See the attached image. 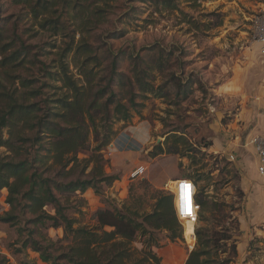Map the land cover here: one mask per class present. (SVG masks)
<instances>
[{
    "label": "rangeland",
    "instance_id": "rangeland-1",
    "mask_svg": "<svg viewBox=\"0 0 264 264\" xmlns=\"http://www.w3.org/2000/svg\"><path fill=\"white\" fill-rule=\"evenodd\" d=\"M168 1L176 6L175 10L157 4L158 0H89L84 3L85 8L103 12L84 28L82 21L73 20V12L58 4L53 14L45 17L58 25V33L54 34L49 29L37 28L29 18L24 20L28 10L23 6L0 0V25L7 21L8 30L14 28L28 51L49 66L55 65L56 55L68 46L89 44L99 64L89 66V70L93 69V85L107 74L112 55L120 57L113 91L117 93L116 99L127 105L131 118L126 122L111 120L115 134L109 144L96 152L98 142L95 135H90L89 149L78 155L80 161L91 156L98 161L88 164L86 175L99 166L105 176H116L118 181L110 187L98 185L99 195L88 190L83 195L67 196L66 204V198L61 199L68 207V217L76 220L75 227H95V213L105 207L124 206L140 215L149 213L156 195L173 194L177 186L174 178L199 174L198 185L204 188L208 201L220 209L210 208L203 214L205 221L196 225L186 217L177 218L182 241L170 243L166 232L139 235L133 249L145 251L151 237L153 243L157 242L158 248L153 246L152 251L160 264H185L195 247L194 230L205 226L219 231L215 227L218 222L221 227L231 228L237 239V255L234 257L229 243L217 260L231 257L229 264H264V201L261 189L256 188L261 183L252 180L247 185V175L236 162L213 151L218 140L227 145L249 132L247 121L239 116L243 112L247 115L257 100L264 98V57L258 52L251 23L264 0ZM158 58H163L162 72L148 71ZM28 68L36 73L39 65L26 66L25 70ZM70 72L75 80L83 82L84 78L72 66ZM144 72L147 74L143 81L153 89L151 94H142L137 82ZM125 77L131 79L132 85L119 87L118 82ZM130 89L134 105L127 102ZM121 131L139 139L138 152L124 157L112 154L114 139ZM102 135L99 130V139ZM171 135L180 137V155L152 157L158 145L166 149L163 143ZM5 197L6 191H2L0 218L9 211ZM46 212L54 214L51 208ZM28 219L29 216L20 217L15 226L0 222V256L10 264H47L41 262L39 254L21 246L27 235L22 229L33 228L25 225ZM39 233L55 244L50 250L54 255L60 253L57 248L67 244L60 229L41 227Z\"/></svg>",
    "mask_w": 264,
    "mask_h": 264
},
{
    "label": "trees",
    "instance_id": "trees-1",
    "mask_svg": "<svg viewBox=\"0 0 264 264\" xmlns=\"http://www.w3.org/2000/svg\"><path fill=\"white\" fill-rule=\"evenodd\" d=\"M87 1L12 0L16 6L28 10L27 15L23 16L24 20L29 18L37 28L49 29L54 34L58 33V25L45 17L53 14V8L58 4L74 13L72 17L75 22L82 21L81 28L92 23V19H99L103 11L85 8ZM158 2L165 8L176 9L171 1ZM4 22V25H0V193L6 191L5 204L9 206V211L0 218V222L15 226L20 217L29 216L25 225L33 228L22 229L27 231V235L21 246L39 254L43 263L160 264V259L152 251L153 246L158 248L153 238L147 240L145 251L138 252L132 245L139 235L146 237L160 232L168 234L170 243L182 241L183 232L177 222L171 194L156 195L152 210L141 215L124 206L121 209H99L95 213V227H75L77 222L68 217V207L65 205L69 195H83L88 190L99 195L98 185L104 183L110 187L118 181L116 176H105L99 166L93 167L86 175L88 164H98V161L93 156L80 161L78 155L89 149L90 135H95L98 142L94 149L96 152L109 144L115 134L111 129V120L126 122L131 118L127 105L116 99L117 93L113 91L120 57L112 55L107 74L102 81L93 85V69L89 70V66L99 64L89 44L68 46L56 55L55 67L49 66L39 61L37 55H32L16 30H8L7 21ZM162 60L158 58L148 71L162 72ZM36 64L39 65L36 73L29 71L30 68L25 70L26 66L34 67ZM71 66L84 78L83 82L74 79ZM146 74L144 72L137 82L142 94H151L153 89L143 81ZM118 83L119 87L132 85L128 77ZM133 97L130 89L127 102L131 105H134ZM99 130L103 133L101 139ZM175 136L167 137L163 143L166 149L162 144L158 145L151 156L180 155L177 149L180 137ZM171 139L173 141L169 143ZM81 165L78 175L72 178ZM182 179L191 181L196 188L198 222L205 221L203 214L210 208L214 211L220 209L219 205L208 201L204 188L198 185L201 182L199 174ZM61 199H65V204ZM47 208H51L54 214L47 213ZM41 227L62 230L63 240L67 244L57 248L60 251L58 255L50 252L55 244L39 233ZM215 227L220 230L205 226L194 230L195 247L185 264H229L231 257L216 259L219 252H226L229 243L232 254L234 257L237 255V239L231 233V228L221 227L218 222ZM18 233L21 236L22 232ZM34 235L41 239H35ZM44 244L47 245L44 247ZM0 264L10 263L0 256Z\"/></svg>",
    "mask_w": 264,
    "mask_h": 264
},
{
    "label": "crops",
    "instance_id": "crops-1",
    "mask_svg": "<svg viewBox=\"0 0 264 264\" xmlns=\"http://www.w3.org/2000/svg\"><path fill=\"white\" fill-rule=\"evenodd\" d=\"M241 119L244 118L246 123L248 133L241 134L238 138H235L233 142L225 145L222 144V139L217 141V146L213 148L214 152H218L228 157L230 162H236V166L239 167L243 172L246 173L245 183L248 185L250 182L259 181L260 179L256 172L257 158L255 154V149L249 144L252 137L256 135H264V98H259L254 106L250 109L248 114L244 112L239 116ZM248 135V136H247ZM139 144V139L134 136H130L127 131H121L117 134L113 142V155L118 157L128 156L130 154H135L139 151L137 145ZM225 145V146H224ZM234 162V163H235ZM184 180L182 178H174L172 181L176 183L177 181ZM258 191L261 189L260 186H256ZM172 205L175 211V197L172 194ZM264 201V197L262 194ZM244 233V231H241Z\"/></svg>",
    "mask_w": 264,
    "mask_h": 264
},
{
    "label": "built area",
    "instance_id": "built-area-1",
    "mask_svg": "<svg viewBox=\"0 0 264 264\" xmlns=\"http://www.w3.org/2000/svg\"><path fill=\"white\" fill-rule=\"evenodd\" d=\"M252 30L258 52L264 57V5L252 18ZM255 149L257 158L256 172L260 179L262 194L264 197V135H256L249 141ZM142 172V170H141ZM173 195L175 201V214L177 218H188L194 225L198 222L199 207L195 203L196 188L189 180L177 181ZM172 195V194H171ZM195 239V235H194Z\"/></svg>",
    "mask_w": 264,
    "mask_h": 264
},
{
    "label": "bare ground",
    "instance_id": "bare-ground-1",
    "mask_svg": "<svg viewBox=\"0 0 264 264\" xmlns=\"http://www.w3.org/2000/svg\"><path fill=\"white\" fill-rule=\"evenodd\" d=\"M178 219H182V218H178Z\"/></svg>",
    "mask_w": 264,
    "mask_h": 264
}]
</instances>
